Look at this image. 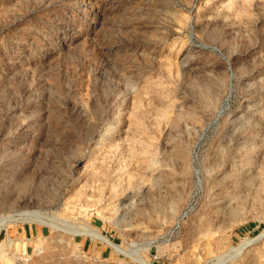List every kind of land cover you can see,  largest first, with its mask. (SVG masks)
Returning <instances> with one entry per match:
<instances>
[{"label":"rangeland","instance_id":"obj_1","mask_svg":"<svg viewBox=\"0 0 264 264\" xmlns=\"http://www.w3.org/2000/svg\"><path fill=\"white\" fill-rule=\"evenodd\" d=\"M0 264H264V0H0Z\"/></svg>","mask_w":264,"mask_h":264},{"label":"bare ground","instance_id":"obj_2","mask_svg":"<svg viewBox=\"0 0 264 264\" xmlns=\"http://www.w3.org/2000/svg\"><path fill=\"white\" fill-rule=\"evenodd\" d=\"M91 232H92V230H91ZM90 235H91V237H93L95 239H100L103 242H107L108 243V241H106V239L102 235L98 234L96 231H93Z\"/></svg>","mask_w":264,"mask_h":264}]
</instances>
